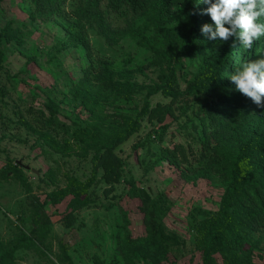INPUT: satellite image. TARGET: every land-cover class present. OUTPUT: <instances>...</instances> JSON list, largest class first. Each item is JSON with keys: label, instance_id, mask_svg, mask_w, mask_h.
Returning <instances> with one entry per match:
<instances>
[{"label": "rangeland", "instance_id": "1", "mask_svg": "<svg viewBox=\"0 0 264 264\" xmlns=\"http://www.w3.org/2000/svg\"><path fill=\"white\" fill-rule=\"evenodd\" d=\"M163 1L171 12L187 2ZM177 26L167 23L164 28L174 32ZM5 28L10 40L0 36V251L21 232L29 233L33 205L44 203L50 217L44 245L27 241V247L13 254V264H125L126 259L132 264H202L195 229L216 213L228 185L205 165L215 149L223 148L215 135L263 142L264 108L242 94L241 111L229 121V130L216 133L193 89L203 59L183 55L173 67L152 10L135 14L126 4L114 10L110 0H1L0 34ZM263 48L261 37L244 49L238 64L236 48L228 56L203 52L216 65L230 64L219 82L223 99L238 98L236 91L230 93L235 85L229 76L246 61L264 59L259 56ZM105 66L131 71L134 90L111 96L83 82L86 73L94 76ZM167 68H174L178 95L159 92L150 97V109L158 114L145 116L139 132L115 149L122 161L119 178L106 182L99 172L89 190L90 203L69 222V199L53 207L46 196L65 187L69 176L88 180L94 152L83 138L110 134L106 117L124 123L135 118ZM41 112L46 118L55 115L46 134ZM176 146L184 153L178 156L180 167L171 164L166 153ZM199 167H204L202 175L190 171ZM129 181L158 203L169 249L157 260L140 253L125 256L126 238L138 243L146 237L140 202ZM240 255L252 264H264V228L244 239ZM215 258L216 264H224L220 255Z\"/></svg>", "mask_w": 264, "mask_h": 264}, {"label": "trees", "instance_id": "2", "mask_svg": "<svg viewBox=\"0 0 264 264\" xmlns=\"http://www.w3.org/2000/svg\"><path fill=\"white\" fill-rule=\"evenodd\" d=\"M38 1L56 2V0ZM110 2L114 10H119L123 4H126L135 14L148 10L156 12V19L160 26L159 32L170 48L168 60L173 67L180 65L183 55H195L203 59L202 68L198 72L193 89L200 95L199 104L206 107L203 115L205 113L206 121L215 132L228 129L229 121L237 117L241 111L242 94L234 87L230 93L236 91L238 98L232 101L223 99L225 91L219 82L227 75L230 67L226 65L230 64L216 65L214 61L206 58L203 52L207 54L215 52L219 56L223 54L228 56V52L236 48L239 54H237L235 64H238L245 50L235 37H229L227 42H222L219 38L210 40L204 36L201 31L203 24L213 23L210 16L202 14L208 5L200 3V0H187L185 4L171 12L163 0H110ZM193 12L195 15L192 14ZM167 23H177V30L173 32L165 29L164 25ZM213 29H215L214 24ZM0 36L10 40L9 28H5ZM222 43L224 46L219 51L216 50V47ZM259 56L264 57V48ZM2 57L0 39V61ZM223 66H225L224 69ZM139 71L144 75V69L141 68ZM132 80L131 71L115 72L105 66L94 76L86 73L83 82H89L91 87H96L99 92H107L111 96H127L134 90ZM159 92L172 98L178 95L175 89L174 68H167L166 73L159 74L158 82L154 83L153 88L147 93L143 106L135 118H129L128 122L124 123L116 116L106 117V122L113 129L110 134L94 135L91 140L83 138V142L94 152L91 176L86 182L75 176H69L65 187L46 196V202L53 207L69 199L65 214L69 222L75 211L90 203L89 190L99 172L102 173V179L106 182H113L119 178L122 161L115 153V149L139 132L141 121L145 116L158 114H153L149 99ZM40 115L43 122L42 128H45L44 133L46 134L52 129L55 115L50 118H46L42 112ZM215 136L222 141L223 148L215 149L205 165L228 181V185L216 213L196 226V249L201 252L202 264H216V255L221 256L224 264H252L240 255V251L244 239L249 234L264 228V141L255 144L240 141L238 136L229 139L219 134ZM237 140L240 142H235ZM166 153L168 161L175 167H180L181 162L178 156L184 154L181 147L176 146L172 150H166ZM198 161L201 163V160ZM242 163L243 167H241ZM190 171L202 175L201 171H204V167L191 168ZM128 185L136 192V199L140 202L139 210L143 214L146 237L138 243L129 237L126 238L125 242L129 250L126 249L125 256L140 253L157 260L161 252L169 249V239L164 235L165 229L160 219L158 203L142 190H138L132 181H129ZM44 208V203L37 207L33 205L29 233L21 232L12 244L0 251V264H13V254L27 247L25 244L27 241L32 243V246L44 245L50 232V217ZM125 264H132V261L126 259Z\"/></svg>", "mask_w": 264, "mask_h": 264}, {"label": "clouds", "instance_id": "3", "mask_svg": "<svg viewBox=\"0 0 264 264\" xmlns=\"http://www.w3.org/2000/svg\"><path fill=\"white\" fill-rule=\"evenodd\" d=\"M200 3L208 5L202 14L210 16L213 22L201 28L208 39L227 42L229 37H235L241 47L249 50L254 41L264 37V22H261L264 0H200ZM229 78L236 91L250 98L258 108H264V59L244 62Z\"/></svg>", "mask_w": 264, "mask_h": 264}]
</instances>
